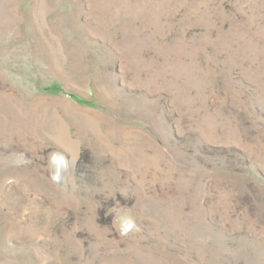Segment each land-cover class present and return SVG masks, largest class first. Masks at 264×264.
Returning <instances> with one entry per match:
<instances>
[{
    "label": "rangeland",
    "instance_id": "rangeland-1",
    "mask_svg": "<svg viewBox=\"0 0 264 264\" xmlns=\"http://www.w3.org/2000/svg\"><path fill=\"white\" fill-rule=\"evenodd\" d=\"M0 264H264V0H0Z\"/></svg>",
    "mask_w": 264,
    "mask_h": 264
},
{
    "label": "clouds",
    "instance_id": "clouds-1",
    "mask_svg": "<svg viewBox=\"0 0 264 264\" xmlns=\"http://www.w3.org/2000/svg\"><path fill=\"white\" fill-rule=\"evenodd\" d=\"M53 160L56 162L57 172L61 170V166H63L64 168L67 167V161L62 155L54 154ZM52 178L54 181H59V175H54ZM119 219L121 234H127L129 231L136 227L135 220L130 215H121Z\"/></svg>",
    "mask_w": 264,
    "mask_h": 264
}]
</instances>
